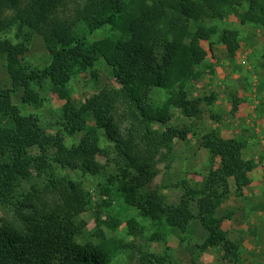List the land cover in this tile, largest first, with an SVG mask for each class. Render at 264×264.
<instances>
[{"label":"trees","instance_id":"16d2710c","mask_svg":"<svg viewBox=\"0 0 264 264\" xmlns=\"http://www.w3.org/2000/svg\"><path fill=\"white\" fill-rule=\"evenodd\" d=\"M233 1L249 2L241 23L263 22L257 16L259 0ZM66 2L29 0L23 5L21 0H0V35L16 31L15 40L0 36V55L6 56L11 82V89L0 85V264H113L127 246L104 234L102 224L115 230L117 222L110 217L101 222L99 209L95 216L99 244L81 242L86 227L81 216L93 201L89 192L58 168L106 175L107 184L99 183L105 195H118L141 217L182 233L196 222L208 234L203 250L223 243L227 256L237 257L238 246L223 230L226 217L217 211L229 199L232 187L242 197L251 184L249 175L256 165L244 158V142L224 139L217 131L203 135L201 143L213 166L200 183L178 184L183 195L176 205L149 188L158 164L169 161L175 142L187 140L193 132L189 126L169 125L172 108L186 118H200L202 102L211 101L190 98L186 89L199 77L207 57L202 42L217 33L215 27L206 26L207 21L228 15L224 0H86L74 18H52V11ZM106 28L117 36L89 38ZM25 29L42 36L51 59L46 68L24 60L28 46L20 37ZM237 37L229 30L221 35L230 55L239 49ZM100 60L119 87L100 90L76 106L68 88L74 72L94 68ZM46 82L65 101L59 124L65 136L84 133L77 145L67 146L61 132H49L35 116L20 118L13 103L15 92L22 90V105L41 106L43 99L35 87ZM160 91L168 97L156 104L153 95ZM98 156L107 164L102 165ZM24 182L30 184L29 191L23 190ZM62 221L70 226L68 239L59 236ZM127 225L129 233L137 235L136 221L131 219ZM140 253L148 264L161 260Z\"/></svg>","mask_w":264,"mask_h":264},{"label":"rangeland","instance_id":"374dc122","mask_svg":"<svg viewBox=\"0 0 264 264\" xmlns=\"http://www.w3.org/2000/svg\"><path fill=\"white\" fill-rule=\"evenodd\" d=\"M24 5L29 0H21ZM86 0H67L65 5L52 11L51 17L56 20H70L83 6ZM227 17L223 20H208L206 26H213L217 33L209 42H202L207 51V57L199 67V77L192 81L186 91L190 98H210V102H202L200 118H186L179 109L172 108L170 126H189L192 134L185 141L177 140L169 161L158 164V173L150 184V191L156 192L166 202L179 203L183 189L179 187L182 181L198 184L208 173L213 163L208 151L201 143V137L209 132L217 131L224 139H235L244 142L243 156L252 160L256 168L250 173L251 184L244 190L242 197H237L235 188L229 199L218 209L221 217H226L223 230L227 239L238 246V256H227L223 243L203 250L202 245L209 242L208 234L198 223L190 225L186 233L171 228L165 223L153 222L141 217L134 209L127 208L118 195H105L99 183L106 185V175L99 177L83 175L70 169L58 171L79 183L91 195L93 204L81 219L86 222L82 243L99 244L96 236L98 226L96 214L101 222L115 218V230L102 224V231L108 238L121 240L127 244L113 264H148L142 254H150L160 258L155 264H264V0H259L257 16L262 23L247 21L241 23V18L249 10V2L242 1L237 5L233 0H224ZM14 12L8 14L12 16ZM235 31L238 34L239 49L235 55H230L221 42L223 31ZM2 39L16 38V31H7L0 35ZM117 32L110 28L100 30L91 35L93 40L114 38ZM28 46L24 60L40 69L50 64V56L46 50L42 36L34 29H25L20 37ZM0 85L11 89L7 73V59L0 55ZM110 69L100 60L94 68L75 71L69 83V92L76 106L103 89L118 88ZM43 99L41 106L22 105V90L15 92L13 103L20 110V118L35 116L39 122L56 134L65 133L60 127L63 120L62 107L64 100L52 93L50 84L35 87ZM166 92H155L154 102L161 104L166 101ZM84 133L75 136H65L67 146L77 145ZM104 140L101 146H104ZM37 154L36 150L32 151ZM96 159L106 165L105 158ZM216 161L214 166H218ZM112 172V171H110ZM36 182L41 184L37 177ZM261 187L260 191L257 187ZM23 190L29 191L30 184L23 183ZM245 195L247 197H245ZM0 212V219H1ZM134 219L138 224L137 235L129 233L128 221ZM60 234L67 238L70 226L62 221ZM1 225V222H0ZM58 236V237H59ZM142 250V251H141Z\"/></svg>","mask_w":264,"mask_h":264},{"label":"crops","instance_id":"0c3cea01","mask_svg":"<svg viewBox=\"0 0 264 264\" xmlns=\"http://www.w3.org/2000/svg\"><path fill=\"white\" fill-rule=\"evenodd\" d=\"M249 176H250V175H249ZM260 181H261V182H264L262 179H261ZM255 185H258V183H254V184H253V186H255ZM255 187H257V186H255ZM257 188H258V189H259V191H260V188H261V187H257ZM261 189H263V190H264V188H261ZM244 192H245V191H244ZM245 197H247V196L245 195Z\"/></svg>","mask_w":264,"mask_h":264}]
</instances>
